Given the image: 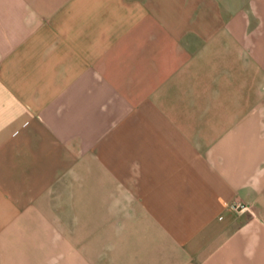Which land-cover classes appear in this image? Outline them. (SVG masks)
<instances>
[{"label":"crops","instance_id":"crops-1","mask_svg":"<svg viewBox=\"0 0 264 264\" xmlns=\"http://www.w3.org/2000/svg\"><path fill=\"white\" fill-rule=\"evenodd\" d=\"M246 2L0 0V264H264Z\"/></svg>","mask_w":264,"mask_h":264},{"label":"built area","instance_id":"built-area-1","mask_svg":"<svg viewBox=\"0 0 264 264\" xmlns=\"http://www.w3.org/2000/svg\"><path fill=\"white\" fill-rule=\"evenodd\" d=\"M231 208L235 211H242L249 209V207L240 203H234Z\"/></svg>","mask_w":264,"mask_h":264},{"label":"rangeland","instance_id":"rangeland-1","mask_svg":"<svg viewBox=\"0 0 264 264\" xmlns=\"http://www.w3.org/2000/svg\"><path fill=\"white\" fill-rule=\"evenodd\" d=\"M247 0H239V2H246ZM246 6H247V9H246V12L248 13V15H249V17H250V0H248L247 2H246ZM259 29H262L261 28V25H260V28ZM255 33L257 34L258 33V30L256 29L255 30ZM260 33H261V31H260ZM255 44V43H254ZM255 45H258V43L256 42V44ZM260 45H261V43H260ZM260 48H261V46H260Z\"/></svg>","mask_w":264,"mask_h":264}]
</instances>
